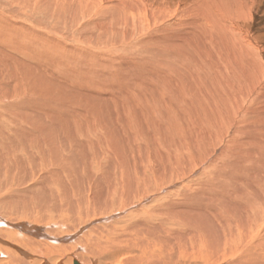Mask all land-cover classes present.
<instances>
[{"label": "bare ground", "instance_id": "1", "mask_svg": "<svg viewBox=\"0 0 264 264\" xmlns=\"http://www.w3.org/2000/svg\"><path fill=\"white\" fill-rule=\"evenodd\" d=\"M235 1L220 2L217 13L214 10L204 12L205 26L209 31H213L208 32L214 38V44L221 43L225 53L230 51V48H234L230 51L231 54L234 55L236 51V54H240L238 57L242 62L244 56L241 51L244 52V49L241 50V41L231 32V25L228 24L231 17V5ZM107 7L101 3L98 5L90 3L89 0H0V76H5L7 79L8 76L14 75L13 79H21V81L28 77L31 78L30 82L32 78H36V83L39 87L41 86L40 89L38 87L39 91L54 90L55 84L47 83L48 76L41 77V74L36 75L26 68L21 59L11 55V50L17 51L21 56H28L29 42L37 43L29 39L31 34H28L32 31V37L35 34L41 37L43 43L42 48L39 46L40 49L51 56L59 51L57 45L50 46L51 41L54 43L56 34L60 33L57 32L59 26L64 27L69 24V28L75 29L79 27L78 19L88 17L92 11L98 13L99 20L97 18L94 21L102 28L109 27L111 22L106 20V15L111 16L115 23L119 11L120 24L130 22L127 17L133 14L134 10H130L129 6L121 5L116 12L110 11V7ZM15 18L20 21H15ZM23 18L36 21L45 32L30 30L23 22ZM162 29L166 33L169 28L163 26ZM17 35L21 39L19 44L15 40ZM163 37H157V40L162 42V46H167L165 57L169 59L168 56H171L172 61L179 59L180 52L188 42L186 37H181L180 42L173 43L171 39L174 36ZM44 42L49 43L46 45ZM15 44L22 46L23 50H19ZM229 45H231L230 48ZM152 49L155 50L152 52L155 54L154 57L138 58L137 66L140 63L142 66L139 68L143 69L146 65L152 67V63H157L155 65H158L161 75L169 77L168 72L173 73L176 70L175 65H167L165 60H163L164 63L160 62L157 55L164 51L163 48ZM173 50H178L179 54ZM190 56L188 60L192 61ZM52 57L51 59L59 64L60 61L58 62L57 59L60 57ZM151 58L157 59L151 60ZM232 59L235 57L233 56ZM86 62L83 63L86 65ZM78 63L82 64L80 61ZM231 65L230 72L233 75L235 67ZM10 66H16L20 73L14 74L9 70ZM84 67L86 69V66ZM22 71L24 75L26 74L24 78L21 76ZM198 72L200 73L199 69H197ZM221 84V87L226 86L225 82ZM61 88L63 90V87ZM189 90L193 92L190 88ZM167 104L171 105V103ZM5 106L0 104V144H4L6 148L8 144L17 146V150L23 151L25 159L17 156L14 160V156L10 157L3 153L4 159L1 157L2 160H0V264H264V172H262L264 166H262V173L256 174H250L251 171L248 172L250 167L242 163H229L226 167H222L216 164L210 165L212 163L208 161L205 171L200 169L202 167H198L199 165L196 166L197 169H189L190 165L195 163V159H185L187 157L185 155L188 152L193 156L195 151L199 153L200 145L198 144L200 141L202 144L206 141L202 130L203 124L199 122L201 118L199 121L193 119L196 125L191 129L187 125L183 127L180 119L174 118L176 113L171 111L166 115L159 107L156 108L153 123L151 117L147 119L146 116V121L140 119V114L135 115L125 138L119 136V147V141L115 139L116 125L112 129L109 128V124L112 125V123L104 119L103 109V113L94 111L95 108L91 109L93 118L89 120L83 113H77L75 120H72L69 117L61 118L64 115L63 118H65L68 113L66 108H60L59 105H56V108L63 113L61 117L58 112L55 114L51 111L47 113L40 111L30 114L26 110L11 111V107L9 110ZM44 109L47 110V108ZM203 115L204 123L214 129L216 117L209 114L207 116L205 112ZM69 116L72 117L71 114ZM147 122L150 128L148 126L145 130L142 124ZM160 122L165 129L157 127ZM221 125L220 123L219 126ZM153 134L155 138L152 142L149 138ZM76 142L80 143H77L80 150L74 147L77 145ZM193 144L196 145L193 146ZM95 145L110 153L108 158H105L113 161V165L107 161L104 163L95 156L102 154L96 150ZM247 145L249 148V144ZM83 148L86 149L82 150ZM90 152H93L92 158L89 156ZM37 158L39 166L47 164L48 171L46 170L47 172L33 184L22 186L20 183L25 180L24 175L28 172H26L28 166L24 162L30 159L35 163ZM187 160L189 164L185 163ZM90 166L96 167L93 173ZM225 170L227 173H223ZM65 179L69 182L66 183ZM64 199L68 209L60 212L70 211L67 218L69 220L56 223L48 221L54 219L53 216L55 217L57 210L63 209L61 202H64ZM37 208V211L41 209V212H38L39 216H36L37 213L32 215L31 211ZM47 208L50 212H55L47 214ZM14 211L25 214L26 218L22 216L12 218L11 214ZM56 220L59 221V218Z\"/></svg>", "mask_w": 264, "mask_h": 264}, {"label": "rangeland", "instance_id": "2", "mask_svg": "<svg viewBox=\"0 0 264 264\" xmlns=\"http://www.w3.org/2000/svg\"><path fill=\"white\" fill-rule=\"evenodd\" d=\"M222 1L225 2V0H89L90 3H94L97 5L101 3L106 7H110V11L112 12H116V10L119 9L121 5L129 6L130 10H134L132 11L133 14H129L127 17L130 22H124L125 24L121 22L120 24L121 15L120 11H117L118 17H116L115 23H113L111 16L109 17V15H106V20L111 22H109V27L102 28L96 25V21H94L98 18V13L92 11L90 12V14L88 13L89 16H92L91 18H88V16L78 19L79 27H76L75 29L69 28V24L67 26L65 25L64 27L59 26L57 32L60 33L56 34L54 43L51 41L50 44V46H53V44L57 45L59 51L54 52L53 55L51 54V56L47 55L48 53L46 51H43V49H40L39 46H41L42 48L43 43L41 41V37H38L36 34L32 37L31 35L33 34L32 31H30L28 34H31L29 36V39H31V41H36L37 43L29 42V49L27 53L29 55L21 56V54H19L17 51H13L10 49L12 53L11 55L15 58L21 59L25 63V67L32 70L36 75L37 73H39L41 74V77L48 76L49 79L47 83L50 84V82H53L55 84L56 90L54 89L50 92L43 90L39 91L41 86L39 87V85L36 83V78H32V81L30 82L31 78L28 77H26L24 81H21V79H13L14 75H10L11 77L8 76L7 79L5 78V76H0V104L6 105L5 107H7L9 110V107H11V111L26 110L30 114L31 112L42 111L47 113L51 111L53 113L58 112L60 114V116H58L61 117L63 113L59 112L56 108V105H59L60 108H66L65 110L68 113L65 118H63L65 115L61 118L66 119L67 117H69L72 120H75L74 118L77 113L85 114V118L89 120L93 118L91 109L94 110L95 108L94 111L101 112L103 109L104 113H102L104 119L106 118L105 120L109 121L108 123H112V125L109 124V128L112 129L113 126L116 125L117 133L115 139L117 138L116 140L119 141V147V136L124 137L125 134L129 132L130 122L134 121L135 115L137 116L140 114L139 116L142 120H146V116L147 119L151 117L150 119H152L153 123V121H155L154 115H156L157 112L156 108L158 109L159 107V109L166 115L171 111L176 113L174 114V118L178 120L180 119L183 127L187 125V127L191 129H193V126L196 125L193 119L195 118L197 121H199L201 118L199 122L203 124L202 130L206 141L204 140L205 142L202 144V142L199 140V153L195 151V153L197 154L194 153V156L189 152L185 155V157H188H184L185 159H195L196 164L192 163L189 169H197L196 166L199 165L198 167H202L200 169H203L205 171L207 169L206 167H208L207 164L209 161L212 163L210 165L216 164L217 166L222 167H226V165H229V163H242L245 166L250 167L248 170V172H252H250V174L262 173L264 172L262 171V166H264V121H262L264 120V0H234L235 2H233L231 5V17H229L228 24L231 25V32L234 33L235 37L241 41V50L244 49V52L241 51L244 56L242 57V59L244 58L242 62L241 58L238 57L240 56V54H236V51H234V55L231 54L232 52L230 51L234 50V48H230L231 45H229L230 51L225 53V51H223L224 46L221 43L214 44L215 40L210 36V33H212L213 31H209V29L206 28L207 26H205V13L213 10L216 11L218 7H220L219 5H221L220 2ZM98 11L100 12L99 9ZM17 20L20 21V19L15 18V21ZM23 22L27 24L30 30L34 29L35 31L40 30L42 32H45V30H43L44 28H41L40 24L32 19L23 18ZM163 26H165V28H169L166 33L165 31H162ZM211 30H213V28H211ZM161 32L163 33L161 34ZM165 34L174 36L171 39V43L180 42L181 37H186V40H188V42H186L184 45L182 51L183 53L179 51L181 54L180 55L178 53V50H173V52L179 54L178 58H183V60L176 59L173 60L175 62L173 63L171 56H168L169 59L165 57V52H167L168 50L167 46H162V42L160 40H157V37L160 36H164L163 38H165L166 36L167 38V35ZM58 38L60 40H58ZM15 40L19 44V41L21 39L17 35ZM218 40L219 39L217 38V41ZM44 43L48 45L49 42ZM15 45L19 50H23L21 48L22 46L17 44ZM151 48H163L164 51H161L162 53L160 52L157 55L161 60L160 62H166L167 65H175L174 68L176 70L173 73H170L169 71V77L161 75V73L158 71V65H155L157 63H152V67L146 65L148 68L145 66L143 67V69L139 68L142 66L140 63L139 66H137L136 62L138 58L140 59L142 58V56L144 58H148L150 56L154 57L153 55L155 54L152 53L154 49L151 50ZM137 54H141V56H137ZM197 55L199 57H197ZM52 56L60 57L59 59H57L58 62L60 61L59 64L51 59L53 58ZM189 56L191 57L193 63L192 61L188 60ZM230 56H234L235 59H232V57ZM155 59L157 58H151V60ZM163 60L165 61L163 62ZM166 60L168 61V63ZM231 60L232 62H230ZM79 61L82 62V64L78 63ZM83 62H86V65ZM230 63L235 67L233 75L230 72V66H232ZM84 66H86V69ZM197 69L200 70V73H197ZM9 70L14 74L20 73V70L16 66H10ZM25 75L22 71L21 76L24 78ZM166 77L167 79H165ZM201 80L203 81L201 82ZM33 81L34 83H32ZM222 82L226 83L225 87L220 86L222 85ZM30 84H32V86H30ZM28 87L29 90H27ZM61 87H63V90ZM189 88L193 92H191ZM213 90L215 91V93ZM53 91L54 94H52ZM29 92L33 94L31 95ZM216 92L218 93L216 94ZM183 95L185 97H183ZM165 97L167 98L166 100L164 99ZM168 97L170 98V100ZM165 101H167V103L169 104L171 103V105L168 106ZM52 102L55 103V105ZM44 108H47V110ZM204 112L207 114V116L209 114L212 115V117H216L215 119L217 122H214V125L216 124L214 129L209 128L208 125L204 123ZM69 114H71L72 117H70ZM127 122L129 125L127 124ZM161 123L162 122H160V125L157 127L165 129V127ZM220 123L222 124L221 126H219ZM142 125L145 127V130L148 129V122ZM258 125H260L261 128H258ZM230 128H233L236 131ZM119 130H121V133L119 132ZM123 131L124 133H122ZM152 132L154 131L152 130ZM213 134H216V138ZM245 134H247L248 136ZM154 136L155 134L150 136L149 140L153 142L155 138ZM239 140L240 142H238ZM260 140L262 143L260 142ZM98 142H100V140H98ZM101 142L103 143L102 140ZM258 142L262 145H260ZM77 143L80 144L79 142H76V144ZM246 143L249 144V148L247 147L248 145ZM78 144L76 146L74 145V147L79 148L78 150H80ZM194 145L196 144H193V146ZM251 145L253 146V148ZM0 146V150H2L0 153L2 155L0 156V160H2V158L4 159V154L9 155L10 157L14 156V160H16L17 156L25 159L23 151L17 150V146H11V144H8L7 148L4 147V144H0ZM95 148L97 151H100L102 153L99 156L94 152L96 154L95 156L98 157V159L102 160L104 163L106 161L109 164L113 162L105 158H108V155H110V153L105 152L104 149L99 148L97 145H95ZM84 149L86 148H83L82 150ZM202 149L204 151H202ZM92 153L93 152L89 153L90 158H92L91 156H94L91 155ZM29 160H26V162H24V164H27L26 166H28L26 170V172H28L24 175L25 180H22V183H20L22 186H28L30 185V183L33 184L48 171L47 164H45L44 166L42 164L40 165L41 167L39 166L40 163L38 158L37 161H35L36 164ZM189 160H187L185 163L189 164ZM197 160H199V162ZM95 168V166H90L92 173L93 169ZM225 172L226 170L223 171V173ZM18 178H20V176ZM70 178L71 177H69V179ZM65 182L67 183L69 182V180L65 179ZM20 184L18 185L20 186ZM2 189L5 190L4 188ZM35 193L37 192L35 191ZM59 198L63 199V197L61 196H59ZM63 201L64 202H61L63 209L57 210L58 212L54 211V219L46 220L51 221L52 223L60 222L61 220V222H63L64 220H69L67 218H69L70 211H66L65 213H63L65 209H68L66 206V200L64 199ZM57 203L59 204V202ZM118 206H120V204ZM118 206L116 207V209L118 208ZM37 210L38 208L36 210H32L31 214L35 215L37 213L36 216H39L41 209L39 211ZM62 210L63 212H60ZM47 211H45L47 214L54 213L50 212V209L48 210V208ZM20 214V212L15 213L14 211L11 216H13L12 218H17L19 216L26 218L25 214ZM66 214H68V216L65 217ZM134 216L139 217L137 215ZM57 218H59V221L56 220ZM43 222L47 223L45 221ZM87 229L89 228L87 227Z\"/></svg>", "mask_w": 264, "mask_h": 264}]
</instances>
